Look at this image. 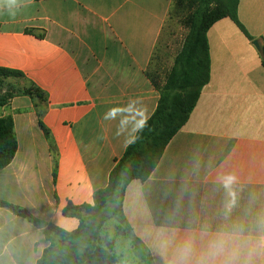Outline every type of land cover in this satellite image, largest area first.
I'll return each mask as SVG.
<instances>
[{
	"label": "crops",
	"instance_id": "0c3cea01",
	"mask_svg": "<svg viewBox=\"0 0 264 264\" xmlns=\"http://www.w3.org/2000/svg\"><path fill=\"white\" fill-rule=\"evenodd\" d=\"M172 4L0 0V67L22 72L47 97L45 108L17 96L0 111V118L12 116L18 142L13 161L0 170V200L67 232L78 229L79 220L63 209L94 203L157 108L160 95L146 72L156 64ZM238 16L262 46L264 0H240ZM207 37L210 82L149 179L125 190L118 232L141 247L147 264H181L186 242L196 264L220 233L231 240L218 260L264 264L260 50L230 18L216 22ZM102 230L98 244L112 242L124 264L108 235L99 243ZM48 246L39 227L0 207V264H37Z\"/></svg>",
	"mask_w": 264,
	"mask_h": 264
},
{
	"label": "trees",
	"instance_id": "16d2710c",
	"mask_svg": "<svg viewBox=\"0 0 264 264\" xmlns=\"http://www.w3.org/2000/svg\"><path fill=\"white\" fill-rule=\"evenodd\" d=\"M240 0H173L180 14L181 24L188 29L182 48L163 80L157 72L146 75L159 92L160 98L152 116L139 128L123 156L116 160L106 188L94 193V203L74 205L69 202L63 215L79 220V227L67 232L52 223L34 217L29 211L10 202L0 200V207L25 217L39 227L49 246L37 264H120L113 243L99 245V234L105 223L116 218L124 220L123 200L128 184L134 180L146 181L152 175L174 136L186 125L194 111L203 88L211 79V59L208 31L219 20L230 18L250 40L238 16ZM43 38L44 34H38ZM260 56L264 66V44ZM25 80V75L14 69L0 67V108L17 96H29L42 107L47 106L44 91L33 83L19 88L9 79ZM162 80V81H161ZM37 104V105H38ZM39 125L45 136L50 132L41 120ZM53 149V148H52ZM18 142L12 116L0 118V170L13 161ZM57 159L54 157L53 177L56 179Z\"/></svg>",
	"mask_w": 264,
	"mask_h": 264
},
{
	"label": "rangeland",
	"instance_id": "374dc122",
	"mask_svg": "<svg viewBox=\"0 0 264 264\" xmlns=\"http://www.w3.org/2000/svg\"><path fill=\"white\" fill-rule=\"evenodd\" d=\"M187 33L188 29L181 24L180 14L175 5L172 4L170 14L164 27L162 43L156 53V64L154 63L155 65L150 68V71L152 73L157 72L162 80L173 65L175 56L182 48ZM9 82L14 83L19 88L29 87L26 80L11 78ZM1 110L2 108H0V111ZM118 225L122 226V223H120V221L118 222L116 219L109 220L101 232L99 243L102 244L105 236L108 235L115 243L118 254L121 256V260L124 264H147L148 259L141 247H133L128 237L119 234Z\"/></svg>",
	"mask_w": 264,
	"mask_h": 264
},
{
	"label": "clouds",
	"instance_id": "9594fccd",
	"mask_svg": "<svg viewBox=\"0 0 264 264\" xmlns=\"http://www.w3.org/2000/svg\"><path fill=\"white\" fill-rule=\"evenodd\" d=\"M15 2V0H13ZM231 237L228 234H218L209 244L208 252L196 262V264H232L229 259L218 260L225 256ZM192 255L191 242H186L180 249L181 264H191L190 257Z\"/></svg>",
	"mask_w": 264,
	"mask_h": 264
},
{
	"label": "water",
	"instance_id": "95a60500",
	"mask_svg": "<svg viewBox=\"0 0 264 264\" xmlns=\"http://www.w3.org/2000/svg\"><path fill=\"white\" fill-rule=\"evenodd\" d=\"M253 44L255 45V47H256L258 50H261V45H260V42H259L258 40L253 41Z\"/></svg>",
	"mask_w": 264,
	"mask_h": 264
}]
</instances>
